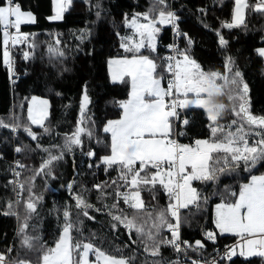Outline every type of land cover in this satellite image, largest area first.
<instances>
[{
	"label": "trees",
	"instance_id": "obj_1",
	"mask_svg": "<svg viewBox=\"0 0 264 264\" xmlns=\"http://www.w3.org/2000/svg\"><path fill=\"white\" fill-rule=\"evenodd\" d=\"M17 2L22 10L32 12L36 18L35 23L21 26V32L31 34L36 47L29 49L26 44H18L15 47L11 45L15 76H10L4 64L3 36L0 32V121L19 125L16 132L10 127H0V252L13 248L9 259H36L35 253L21 246V237L18 235V229L24 217L28 215L24 202L28 200L29 189L41 199L36 201V211L27 221L26 232L31 236L41 237L42 242L49 246L60 236L66 210L71 213L73 221H83L80 231L73 230L74 243L90 241L111 255L135 257L132 264H152L153 260L159 264H169L177 259L181 264H190L191 259L202 262L239 239L234 235L219 234L215 243L205 239L206 231L215 230L214 207L221 201V196L213 193H224L225 188H231L238 193L240 185L249 182L252 175H264V161L257 163L251 172L245 171L241 163L235 172L221 175L217 184L193 182V187L209 199L203 210L198 213H195V209L191 212L188 209L181 210L182 217H188V222L181 225V239L191 243L201 240L205 247L198 251L189 249L185 259V256L176 253L169 246L161 247L160 256L150 257L144 252L139 241L136 244L131 243L123 226H118L114 231L111 227L113 221L108 215V210L115 202L114 186L109 184L104 189L107 195L94 188L96 184L118 178L119 170L116 167L105 172V166L100 164L101 157L111 154V137L103 132V127L109 120L121 117L120 103L129 98L130 92L129 83L112 82L108 60L131 56L120 48L121 37L133 32L126 26L125 18L146 12L152 6L153 0H73L70 11L65 12L63 18L58 21L49 19L54 14L53 0ZM248 2L254 4L256 0ZM167 3V10L175 12L179 17V32L187 33L193 41L189 46L186 38L178 35L180 49H187L189 55L197 60L206 72L223 73L225 58L230 56L234 67L241 71L244 82L249 86L251 112L256 116H264V57H260L256 51L264 47V15L246 10V27L227 29L223 28L222 24L232 20L234 0H167ZM201 8L205 9V13L199 11ZM217 31L228 41L225 48L219 45ZM173 33L172 26L167 25L158 36L157 52L144 50L143 54L149 55L160 64V58L164 57L167 46L172 42ZM56 38L61 41L59 45L55 44ZM50 45L62 51L64 55L61 57L55 53L50 54ZM24 51L32 53L27 61L23 59ZM169 79L170 77L165 75V86ZM85 86L90 100L86 107L85 127L91 130V138L82 136V147L73 146L72 151H65L62 160L54 161L51 165V175H37L41 164L48 159V153L42 149L49 148L52 154H58L59 150L53 149L52 145L62 146L65 134L76 130ZM35 96L50 102V113L45 125L50 129L51 135L43 134V129L35 125L31 126L39 136L38 141H33L23 131L24 126L30 123L27 119V109L30 99ZM222 102L229 104L226 98ZM179 111L180 120L175 121L173 125L174 138L179 143L188 144L197 139L210 138L209 121L203 110L190 108ZM185 118L189 120L187 125L182 123ZM231 119V113L226 112L219 123L228 124ZM37 143L42 147L37 148ZM16 147H22L24 151L17 153ZM89 151H94L95 157L89 158ZM16 160L24 165L23 168H18V171L21 173V184L25 185L18 207L15 205L14 185L9 183L13 180L12 170ZM98 164L99 167L96 166ZM68 184H72L71 190L68 189ZM154 192L155 199L153 192L147 189L142 191L145 204L150 209L166 208L169 200L164 190L157 186ZM76 196L93 205L88 212L95 217L94 220L87 219L81 210L76 208ZM10 201L19 213L20 220L15 215H3ZM120 207L131 216L132 210L128 209L123 201ZM132 235L133 239H136L134 232ZM163 235L170 234L165 231ZM94 259L92 256V260ZM222 263L264 264V259L253 257L246 260L233 257V261L223 260Z\"/></svg>",
	"mask_w": 264,
	"mask_h": 264
},
{
	"label": "snow or ice",
	"instance_id": "obj_2",
	"mask_svg": "<svg viewBox=\"0 0 264 264\" xmlns=\"http://www.w3.org/2000/svg\"><path fill=\"white\" fill-rule=\"evenodd\" d=\"M53 2L56 5L55 14L49 19L55 21L63 18L73 0ZM234 2L232 20L224 22L223 28L246 27L245 10L264 15V0H256L254 4H250L248 0ZM167 8V0H153L152 6L146 12L134 14L131 20L125 18L126 26L135 31L130 36L121 37L120 48L131 56L109 59L108 66L112 82L130 84L129 98L120 103L121 117L109 120L103 127V132L111 137V154L100 158L105 172L113 167L119 170L118 178L94 185L103 195H107L104 189L109 184L114 186L115 202L108 210V215L113 221L112 229L115 231L118 226H123L131 243L136 244L139 241L144 252L153 258L160 256L162 246H169L176 253L185 255L189 249L198 251L205 247L201 240L191 243L181 240L180 235L182 223L188 222L187 216L182 217L181 210L188 209L191 212L195 209V213H198L208 203L209 197L202 196L198 189L193 187L194 181L217 184L221 175L235 172L241 163L245 171L251 172L257 163L264 161V116H256L251 112L249 86L244 82L241 71L234 67L230 56L225 58V71L221 73L204 71L201 65L191 58L187 49L181 50L177 45L168 46L172 54L161 57L160 64L149 55L143 54L144 50L157 52V35L161 31L158 25H171L177 35L186 38L189 46L193 43L187 33L179 32V17ZM199 11L205 13L203 8ZM97 15L99 16V13ZM35 19L32 12L22 10L17 0H0L3 58L10 76H15V61L8 50L9 43L11 42L13 47L26 44L29 49H34V39L31 34L21 32V26L35 23ZM11 29L14 31H10ZM216 34L220 47L225 48L228 41L220 31ZM60 43L59 38H56L55 44ZM48 50L50 54L55 53L61 57L64 55L51 45ZM256 51L260 57H264V47ZM31 54L30 51H24L23 59L29 60ZM165 75L170 77L166 88L162 86ZM224 98L229 104L216 102ZM48 103L47 100L33 97L27 109V119L30 123L24 126L23 131L33 141H38L39 136L32 130V125L43 129V134L51 135L50 129L45 125ZM88 103L90 100L85 86L76 130L65 134L62 146L52 145L53 149L59 150L58 154H52L49 148L42 149L48 153V159L41 164L37 175H51V165L54 161L62 160L65 151H72L73 146L82 147V136L91 138V130L85 127ZM190 108L205 112L211 133L209 139H197L194 145L179 143L174 138L173 125L175 121L180 120L179 110ZM226 112H230L233 119L228 124L219 123ZM182 123L187 125L189 120L185 118ZM0 127H10L16 132L19 125L0 121ZM41 147L37 143V148ZM22 151V147L15 148L17 153ZM95 155L94 151L87 153L89 158ZM23 167L19 161L16 162V168ZM13 172L16 178L21 175L15 169ZM9 183L14 185L13 191L17 196L15 205L18 207L25 185L19 183L18 179ZM157 186L164 190L169 200L167 207L159 210L150 209L142 196V191L147 189L153 192L155 199L154 190ZM67 187L71 190L72 184ZM213 194L221 196V201L215 205L214 211V225L218 233L206 231L205 239L215 243L218 234H231L240 239L235 245L226 246L219 259L213 257L211 264H220L222 260L233 261V257L237 256L246 260L251 257L264 259V175H252L249 182L240 185L238 193L231 188H225L224 193ZM39 199L41 197L35 196L29 189L28 200L24 202L28 215L24 217L18 229L21 246L35 253L36 259H9L13 252V248H9L7 252H0V264H132L135 257L111 255L90 241L74 243L73 230L80 231L83 221H73L71 213L67 210L63 214L64 226L53 245L42 242L39 236L27 234V221L36 211V201ZM75 200L76 208L81 210L82 215L94 220L95 217L88 212L93 205L86 203L80 196H76ZM121 201L132 210L131 216L120 207ZM96 211L99 212L100 209ZM3 215H15L20 220L19 213L11 201L8 202L7 211H4ZM165 231L170 235L164 236ZM133 232L136 239H133ZM90 255L95 259L90 260ZM152 264L159 262L153 260ZM169 264L181 262L177 259ZM190 264L202 262L191 259ZM203 264L209 262L203 261Z\"/></svg>",
	"mask_w": 264,
	"mask_h": 264
},
{
	"label": "built area",
	"instance_id": "obj_3",
	"mask_svg": "<svg viewBox=\"0 0 264 264\" xmlns=\"http://www.w3.org/2000/svg\"><path fill=\"white\" fill-rule=\"evenodd\" d=\"M175 13V12H174ZM176 14V13H175ZM177 15V14H176ZM173 28V27H172ZM11 31V30H10ZM174 36H173V38H172V42L169 44V45H177L179 48H180V41H179V36H177V34H176V30L174 29ZM10 45L11 44H9V48H8V50L10 51V53L12 54V50H11V48H10ZM168 45V46H169ZM167 46V49H166V53H165V56H167V55H171L172 53H171V51H170V49H169V47ZM16 162H17V160L15 161V166H14V169L16 170V171H18V168H16ZM12 175H13V180L14 179H18L19 180V183H21V181H20V177H18V178H16L15 176H14V172H13V170H12ZM15 198L17 199V196H16V192H15ZM181 233H182V229L180 230V235H181ZM182 237V236H181ZM182 240V239H181ZM237 243V241L236 242H234L233 244H231V245H228V246H232V245H235ZM226 250V246L225 247H223V248H221L220 250H218L214 255H212L208 260H206V261H208L209 262V264H211V260H212V258L213 257H215V258H217V259H219V257L221 256V255H223V253H224V251ZM182 254V256H185L184 257V259L185 258H187L188 257V255L186 254H184V253H181ZM187 260V259H186ZM220 264H222V261H220Z\"/></svg>",
	"mask_w": 264,
	"mask_h": 264
},
{
	"label": "rangeland",
	"instance_id": "obj_4",
	"mask_svg": "<svg viewBox=\"0 0 264 264\" xmlns=\"http://www.w3.org/2000/svg\"><path fill=\"white\" fill-rule=\"evenodd\" d=\"M55 4V3H54ZM55 9H56V5L54 6V14H55ZM66 12V11H65ZM65 12H64V14H65ZM53 14V15H54ZM64 14H63V16H64ZM61 20V19H60ZM128 20H131V18H129ZM56 21H58V20H56ZM141 22H143V21H141ZM167 25H163V26H160V25H158V27H160L161 28V31L158 33V35H157V41H156V43H157V48H158V36L161 34V32H162V30H163V28H165ZM129 28V27H128ZM129 29H132V28H129ZM14 30V29H13ZM133 30V32L135 31V29H132ZM133 32H132V34H133ZM132 34H127V35H125V36H130V35H132ZM125 36H123V37H125ZM10 48H11V45H10ZM121 58H123V57H121ZM219 72V71H218ZM162 86L163 87H165V85H164V80L162 81ZM166 88V87H165ZM36 97V96H35ZM33 98V97H32ZM32 98L30 99V102H29V105H30V103H31V101H32ZM36 98H38V99H43V100H47V99H45V98H42V97H36ZM48 101V100H47ZM49 102V101H48ZM49 113H50V102L48 103V109H47V117L49 116ZM183 144H185V143H183ZM188 144H190V145H194V143H188ZM258 176V175H257ZM214 211H215V207H214ZM213 222H214V215H213ZM213 231H216L217 233H218V230L217 229H215V230H213ZM224 235H231V234H224ZM251 258H253V257H251ZM248 259H250V258H248Z\"/></svg>",
	"mask_w": 264,
	"mask_h": 264
},
{
	"label": "crops",
	"instance_id": "obj_5",
	"mask_svg": "<svg viewBox=\"0 0 264 264\" xmlns=\"http://www.w3.org/2000/svg\"><path fill=\"white\" fill-rule=\"evenodd\" d=\"M72 4H73V2H72ZM72 4L68 7V10L66 11V12H68V11H70V9L72 8ZM54 6H55V4H54V2H53V10H54ZM246 11V10H245ZM133 31V30H132ZM151 58V57H150ZM191 58H193V57H191ZM194 59V58H193ZM197 61V60H196ZM197 63H199L198 61H197ZM200 64V63H199ZM164 85H165V83H164ZM89 259L90 260H92V255H90L89 256Z\"/></svg>",
	"mask_w": 264,
	"mask_h": 264
},
{
	"label": "clouds",
	"instance_id": "obj_6",
	"mask_svg": "<svg viewBox=\"0 0 264 264\" xmlns=\"http://www.w3.org/2000/svg\"><path fill=\"white\" fill-rule=\"evenodd\" d=\"M216 102H217V103H223L222 101H219V100H217Z\"/></svg>",
	"mask_w": 264,
	"mask_h": 264
}]
</instances>
